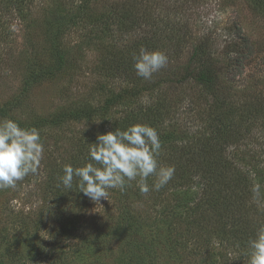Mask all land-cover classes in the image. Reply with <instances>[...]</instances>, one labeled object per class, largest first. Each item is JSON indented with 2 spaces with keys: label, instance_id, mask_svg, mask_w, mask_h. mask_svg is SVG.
<instances>
[{
  "label": "trees",
  "instance_id": "trees-1",
  "mask_svg": "<svg viewBox=\"0 0 264 264\" xmlns=\"http://www.w3.org/2000/svg\"><path fill=\"white\" fill-rule=\"evenodd\" d=\"M0 1L6 3L0 10L13 8L23 17H26L25 11L33 2ZM98 1L81 0L77 11L61 14L56 19L57 29L51 49L53 63L37 67L32 61L23 80L24 87L42 82L67 66L70 51L63 48L60 41L67 27H78L83 13L91 10L92 5L97 6ZM153 1L114 0L110 9L96 15L93 20L103 31H112L117 27L134 34L135 38L124 47L130 58L120 65H108L105 70L107 74H112L110 71L128 69L129 72L119 73L125 79H132L131 86L116 92L110 89L111 94L98 105L86 103L50 116H11L20 127H35L39 132L61 129L73 121L95 122L97 118L102 121L92 129L86 127L74 131L63 145L52 150L50 145L44 146L49 150L48 154H43L38 170L31 173L39 177L42 200L47 204L50 216L59 224V227L52 224L54 226L50 229L53 236L51 248L55 253L66 250L64 239L71 238L79 230L82 212L89 211L97 203L105 204V207L109 204L105 199L94 202L79 191V178L74 177L72 189H66L60 180L64 165L71 164L75 168L88 162L95 164L90 159L89 147L96 143L98 134H106L116 128L126 130L130 125L142 123L155 128L159 135V165L175 166L172 179L158 191L152 187L155 175L150 176L147 183L150 191L157 194L159 205L166 203L168 198L173 199V204L165 206L167 216L172 212L175 220L193 219L192 228L187 229V236H184L186 242L203 243L217 238L225 246L238 251L241 257L249 259V240L264 224V207L258 203L264 192V136H260L262 132L264 135V92H261L264 90L257 88V93L251 96L245 91L237 93L233 90L234 80L228 74L240 56H247L248 50L239 44H243V37L238 40L228 34L224 38L226 45L221 55H217L216 39L211 37L212 33L198 37L189 26L188 18L191 16L187 6L190 0H175L171 5L176 7L175 10L180 8L182 11V16L176 18L175 15V19L157 17V7L149 4ZM249 1L264 13V0ZM190 3H195V0ZM141 47L169 54L170 51L175 52L178 57L186 53L182 51L184 47H189L188 57L180 72L172 70L167 64L163 67V74L158 70L151 78L145 79L138 76L134 68L133 56L139 54ZM234 55L238 57L236 61ZM2 59L0 55V63ZM178 85L184 86L185 93H170L171 88ZM192 92L197 95H190ZM185 100H189L187 105L193 111L187 117L181 110ZM121 106L127 109H121ZM180 117H184L181 118L183 123ZM189 118L190 123L185 125V119ZM196 120L198 124L194 122ZM178 124H181V129ZM255 125L257 130L263 128L261 133L254 131ZM133 183L126 185L124 192L118 190L120 202H128L126 194L129 191L136 196L141 195L139 187ZM113 192L116 189L108 190V200L117 195L114 196ZM122 220L121 229L113 232L121 240L144 235L143 224L135 212L131 213L126 208ZM161 220L159 223H167L169 218ZM93 244L91 239L79 249L78 246L72 247L81 255L85 251H93ZM0 264L17 263L2 257Z\"/></svg>",
  "mask_w": 264,
  "mask_h": 264
},
{
  "label": "rangeland",
  "instance_id": "rangeland-1",
  "mask_svg": "<svg viewBox=\"0 0 264 264\" xmlns=\"http://www.w3.org/2000/svg\"><path fill=\"white\" fill-rule=\"evenodd\" d=\"M80 1L33 0L25 11L26 17L13 8L0 10V55L3 58L0 63V120L11 119V116H50L86 103L98 105L111 94L110 89L116 92L132 85V79H125L119 73L129 72L128 69L110 71L112 74H107L105 70L108 65H120L130 58L124 47L135 38L134 34L117 27L112 31H103L100 25H95L93 20L96 15L110 9L114 1L99 0L97 6L92 5L91 10L83 13L78 27H67L60 41L62 47L70 51L67 66L42 82L24 87L23 80L32 61L37 67L52 65L56 19L61 14L77 11ZM174 2L154 0L149 4L157 7V17L175 19V15L176 18L182 16V11L172 7ZM190 2V9L187 6L191 16L188 18L190 28L198 37L212 33L211 37L216 39L217 55H221L226 45L224 38L228 34L238 40L240 37L244 39L243 44H239L248 50L247 56H240V60L236 61L238 57L234 55L236 62L228 74L234 80V92L245 91L251 96L257 93V88L264 90V13L260 8H255L249 0ZM4 6L6 3L0 1V7ZM188 48L182 49L186 53L180 57L175 52H164L172 70L180 72L183 68ZM159 73H164L163 67ZM183 88L178 85L171 88L170 93L180 95L185 93ZM187 101L182 103L181 108L185 112L184 117L193 112ZM121 109L127 108L121 106ZM184 117L179 118L180 122L183 123L184 119L181 118ZM97 119L95 122L73 121L61 129L39 132L43 145H50L51 150L61 146L74 131L100 125L102 121ZM189 120L185 119V125L190 123ZM194 122L199 123L197 120ZM179 127L182 128L181 124ZM260 128L257 130L255 125L254 131L261 133L263 128ZM260 136H264L263 132ZM46 151L44 147V155L49 150ZM39 182V177L30 173L18 181L15 188L0 189V258L17 264H248L249 259L241 257L238 251L225 246L217 238L203 243L186 242L184 236H187L186 230L192 228L193 219L175 220L172 212L167 216L165 206L173 204V199L168 198L166 203L159 205L157 194L150 190L148 193L141 192L140 196L129 191L126 194L128 202H120L118 199L121 195L117 194L119 189H116L113 194L117 195L108 200L110 203L107 207L97 203L89 211L82 212L79 230L71 238L64 239L66 250L55 253L51 248L53 236L50 229L54 226L52 224H56V227L59 224L47 211ZM133 182L138 186L136 181ZM259 202L264 207V192ZM126 208L137 214L143 224L145 238L141 235L136 239L121 240L113 233L121 229ZM163 218H169L168 222L159 223ZM93 231L95 235L92 237ZM91 239L95 246L93 251L80 255L72 247L78 246L79 249Z\"/></svg>",
  "mask_w": 264,
  "mask_h": 264
},
{
  "label": "clouds",
  "instance_id": "clouds-1",
  "mask_svg": "<svg viewBox=\"0 0 264 264\" xmlns=\"http://www.w3.org/2000/svg\"><path fill=\"white\" fill-rule=\"evenodd\" d=\"M133 60L137 75L145 79L167 64L164 52L144 47L133 56ZM160 150L161 141L152 126L136 123L126 130L116 128L98 134L96 143L90 144L89 156L95 164L88 162L75 168L65 164L60 180L70 190L74 177L79 178V191L94 202L108 201L109 189L123 192L132 181L137 182L142 193H148L147 180L153 175L156 181L152 187L158 191L175 174L174 165H159L157 156ZM43 153L44 145L37 128H22L9 118L0 120V189L15 188L18 181L35 173ZM249 249L248 264H264V224L249 240Z\"/></svg>",
  "mask_w": 264,
  "mask_h": 264
}]
</instances>
